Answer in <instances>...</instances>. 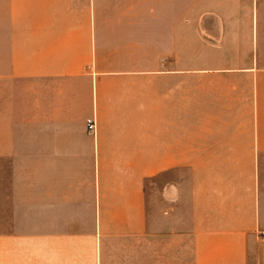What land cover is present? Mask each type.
<instances>
[{
  "label": "crops",
  "instance_id": "1",
  "mask_svg": "<svg viewBox=\"0 0 264 264\" xmlns=\"http://www.w3.org/2000/svg\"><path fill=\"white\" fill-rule=\"evenodd\" d=\"M191 1L0 0V264H264V0Z\"/></svg>",
  "mask_w": 264,
  "mask_h": 264
},
{
  "label": "rangeland",
  "instance_id": "2",
  "mask_svg": "<svg viewBox=\"0 0 264 264\" xmlns=\"http://www.w3.org/2000/svg\"><path fill=\"white\" fill-rule=\"evenodd\" d=\"M103 10H112V9H126V10H135V11H142L146 9L147 6H150L151 10L154 9H162L166 11H182L184 20L188 16L187 13L194 10V3L191 0H178L177 3H160V4H142V3H135V4H102ZM194 56V46H184L183 51V67L185 68H192L194 67V62H192V58ZM183 264H189L190 260L183 258Z\"/></svg>",
  "mask_w": 264,
  "mask_h": 264
},
{
  "label": "built area",
  "instance_id": "3",
  "mask_svg": "<svg viewBox=\"0 0 264 264\" xmlns=\"http://www.w3.org/2000/svg\"><path fill=\"white\" fill-rule=\"evenodd\" d=\"M86 127H87V131L89 133H92V134L95 133V131H96V121H95L94 117L86 120Z\"/></svg>",
  "mask_w": 264,
  "mask_h": 264
}]
</instances>
